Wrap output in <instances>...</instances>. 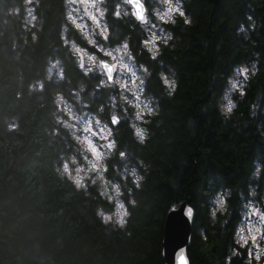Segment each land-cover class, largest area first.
I'll use <instances>...</instances> for the list:
<instances>
[{
    "label": "trees",
    "instance_id": "16d2710c",
    "mask_svg": "<svg viewBox=\"0 0 264 264\" xmlns=\"http://www.w3.org/2000/svg\"><path fill=\"white\" fill-rule=\"evenodd\" d=\"M182 1L189 20L178 17L175 26H167L174 39L161 48L157 59L163 63L138 57L153 69L146 88L158 97L159 115L147 125L143 145L131 139L125 125L120 127V144L148 167L140 169L145 179L133 188L136 203L128 205V222L119 228L96 216L100 201L93 199L94 188L85 195L55 171L61 152L71 148L59 134L51 135L59 128L52 93L67 96L81 79L60 46L64 0H41L36 12L44 23L35 44L21 39L22 0H0V264H164L165 217L183 201L195 209L187 246L190 264L223 262L230 230L239 220V193L247 194L256 162L264 173V0ZM13 7L19 12L12 14ZM56 56L66 79L46 81L42 91L29 94L28 82L42 78L47 60ZM253 62L255 74H249L242 97L232 94L237 106L225 120L218 104L229 77L236 66ZM169 68L176 81L171 96L161 91L156 77L158 70ZM102 96L97 92L93 100ZM253 103L255 115L250 114ZM11 116L19 125L9 130L5 120ZM60 132L67 138L64 129ZM225 187L232 190V215L221 229L209 223L207 205Z\"/></svg>",
    "mask_w": 264,
    "mask_h": 264
},
{
    "label": "clouds",
    "instance_id": "9594fccd",
    "mask_svg": "<svg viewBox=\"0 0 264 264\" xmlns=\"http://www.w3.org/2000/svg\"><path fill=\"white\" fill-rule=\"evenodd\" d=\"M22 2L21 39L23 44H35L44 23L43 16L36 12L41 0ZM64 5L65 22L59 27L60 46L71 55L81 79L69 89L67 96L60 90L52 93L51 102L55 105L52 116L59 128H53L51 135L59 134L65 147L71 148V151L61 152V162L55 171L85 195H90L89 189L94 188L93 199L100 201L95 208L96 216L105 225L124 228L131 214L128 205L136 203L131 192L142 186L145 175L140 169L148 165L139 157L130 158L132 154L118 139L120 127L125 125L131 139L143 145L149 137L147 125L152 117L159 115L158 97L148 93L146 88L153 69L138 57L146 56L162 64L157 59L161 48L171 46L174 39L171 27L167 26H175L178 17L185 23L189 18L184 14L182 0H64ZM10 12L16 14L19 8L13 7ZM110 18L127 25L128 30L113 25ZM255 71V62L251 67L234 68L218 104L225 120L237 106L232 94L242 97L249 74L254 75ZM53 77L60 81L66 79L59 56L47 60L42 78L28 82V93L42 91L45 82ZM156 77L161 91L171 96L176 87L174 70H158ZM97 92H103V96L94 101ZM256 108L255 103L250 105L251 115L256 114ZM5 124L11 130L18 127L19 121L11 116L6 118ZM60 129H64L67 138ZM261 168L256 162L251 173L253 180L260 179ZM231 195V188L225 187L217 189L209 198L210 224L225 228L232 215ZM239 195V220L230 230L223 264H231L233 257H243V264H264V190L258 191V185L253 183L248 185L246 199L243 193ZM194 212L193 207L187 206L189 224ZM200 233L204 235L203 229Z\"/></svg>",
    "mask_w": 264,
    "mask_h": 264
},
{
    "label": "water",
    "instance_id": "95a60500",
    "mask_svg": "<svg viewBox=\"0 0 264 264\" xmlns=\"http://www.w3.org/2000/svg\"><path fill=\"white\" fill-rule=\"evenodd\" d=\"M217 4L220 0H208ZM189 201H183L178 207L170 209L165 217L163 226V249L162 256L165 264H190L187 255V246L191 241V224L187 219V206Z\"/></svg>",
    "mask_w": 264,
    "mask_h": 264
},
{
    "label": "rangeland",
    "instance_id": "374dc122",
    "mask_svg": "<svg viewBox=\"0 0 264 264\" xmlns=\"http://www.w3.org/2000/svg\"><path fill=\"white\" fill-rule=\"evenodd\" d=\"M182 7H183V1H182ZM247 66L251 67V65H247ZM230 77H233V72H232V74H231ZM52 79H55V77H53ZM55 80H56V79H55ZM227 87H228V82H227V85H226L225 89H226ZM225 89H224V91H225ZM224 91H223V93H224ZM223 93H222V95H223ZM222 95H221V97H222ZM220 102H221V98H220ZM253 183H255V184L258 185V191H260V190H264V173L261 172V176H260V179H259V180H253V179H251V182L249 183V185H250V184H253ZM243 198L246 199V198H247V194L244 195ZM225 253H226V251H225ZM222 263H223V262H220V264H222ZM231 263H232V264H243V257H233Z\"/></svg>",
    "mask_w": 264,
    "mask_h": 264
},
{
    "label": "bare ground",
    "instance_id": "6f19581e",
    "mask_svg": "<svg viewBox=\"0 0 264 264\" xmlns=\"http://www.w3.org/2000/svg\"><path fill=\"white\" fill-rule=\"evenodd\" d=\"M253 1V0H252ZM8 13V12H7ZM14 16V15H13ZM37 97V96H36ZM163 237H164V232H163ZM162 249H163V238H162V248H161V256H162ZM163 258V256H162ZM163 261H164V258H163ZM164 264H165V261H164Z\"/></svg>",
    "mask_w": 264,
    "mask_h": 264
}]
</instances>
